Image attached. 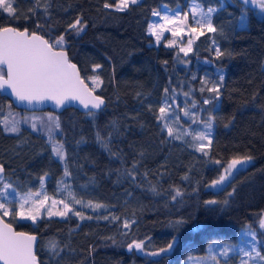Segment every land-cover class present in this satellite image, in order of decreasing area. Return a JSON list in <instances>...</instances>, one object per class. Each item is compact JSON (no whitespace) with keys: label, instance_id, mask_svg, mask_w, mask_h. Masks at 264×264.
<instances>
[{"label":"trees","instance_id":"obj_1","mask_svg":"<svg viewBox=\"0 0 264 264\" xmlns=\"http://www.w3.org/2000/svg\"><path fill=\"white\" fill-rule=\"evenodd\" d=\"M190 1L137 0L119 11L106 9V0H40L47 7L33 15L28 9L36 8L34 0H14L18 16L0 11V26L27 28L50 43L63 35L70 61L105 100L100 109L70 106L54 111L60 125L54 137L66 152L60 160L42 130L22 124L18 132L5 130L6 111L26 109L0 94L3 182L25 194L41 187L43 177L44 190L73 209L67 216L41 215L33 222L19 218L15 205H7L8 222L38 235L40 264H182L188 257L209 255V245L237 243L246 228L256 233L264 256V229L259 226L264 218V16L241 0H195L203 8L217 9L212 15L217 31L205 29L194 39L184 57L188 64L182 65L176 48L155 45L147 26L160 4L180 5L186 11ZM78 17L83 31L69 30ZM215 47L224 55L217 57ZM95 65L101 67L94 70ZM219 71L224 76L219 99L205 105L203 101L215 95L207 88L217 82ZM93 76L103 81L100 87H94L89 79ZM205 79L210 83L202 84ZM166 95L174 105L166 118L174 136L188 127L181 139L168 136L157 119ZM210 115L215 120L205 155L193 147L192 138L196 126ZM244 156L252 157L247 166L223 186L208 187L224 162ZM65 167L70 176L64 175ZM176 189L182 195L173 200ZM69 192L83 203L75 204ZM209 200L217 203L208 205ZM89 201L104 207H87ZM180 219L184 223L174 227ZM125 220L130 228L124 227ZM173 236L178 243L169 252L148 254L165 247ZM132 240H144L143 250H129ZM230 258L220 257L219 264H234L237 258Z\"/></svg>","mask_w":264,"mask_h":264},{"label":"snow or ice","instance_id":"obj_2","mask_svg":"<svg viewBox=\"0 0 264 264\" xmlns=\"http://www.w3.org/2000/svg\"><path fill=\"white\" fill-rule=\"evenodd\" d=\"M36 8L28 9L30 14H35L37 8L45 7L46 5H41L40 0H34ZM137 0H117L115 4L108 3L107 0L104 4L106 9H115L119 11H124L130 7V5H135ZM244 5L251 3L253 6H258V8L264 12V0H242ZM223 6V5H222ZM0 11L12 15L18 16L19 12L17 7L14 6V0H0ZM192 13L193 24L196 26H190L188 29L189 39L187 40L186 46H181L179 51L185 56L192 51V45L194 39H199L200 36L205 34V29L208 32H216L217 29L213 26L212 15L217 11L214 7H208L206 11L199 10V6L190 9ZM153 15L159 16V13H153ZM27 19L28 17L25 16ZM246 17L241 16V24H243ZM163 23L149 25V31L155 35L156 42H159L161 35L164 31L168 30V25H172V36H182L184 34L183 30H178V24H185L188 21V13H185L181 18L178 11H173L172 15L165 14L162 17ZM39 27V25H37ZM85 25L82 23L81 18H77L73 23L68 25L69 30L73 31H83ZM65 37L63 35L54 39L52 43L45 39L44 36L38 35L36 32H29L27 28L23 31L18 28L11 26H0V66L6 65V78L2 70H0V91L11 90V94L21 102H39L44 100H54L58 105L64 104L67 100H79L85 108L100 109L102 105L105 104V100L101 96L94 95V89H89L84 80L80 78L79 70L77 66L71 63L68 59L67 52L64 50ZM215 43V42H213ZM176 44L175 40H170L168 46H174ZM215 55L220 57L224 55L219 47L214 48ZM100 65H95V69H99ZM92 80L94 87L98 88L103 83L98 76H93L89 78ZM224 76L221 74L218 76L217 82L213 83L211 87L207 88L209 93H214L211 99H205L203 103L205 105L213 104V101L219 99L220 96V84L223 82ZM210 81L205 79L202 84H208ZM165 93H168L166 88ZM201 92L205 91L204 87H201ZM185 96L188 93H184ZM214 106V105H213ZM174 105L168 103L167 95L164 100L163 106L159 107V115L157 119L163 122V129L167 130V135L174 137V139H181L180 134L174 136V129L169 126L167 122L168 111L173 108ZM178 107V106H176ZM91 114V113H90ZM185 115H189V110H184ZM195 115L194 113L192 114ZM38 118H33L32 128H37V123L35 120ZM43 123V118H39ZM178 119V117H177ZM215 116L210 115L207 121H200L204 124V130L200 131L192 139L194 141L193 147L197 151L207 155L206 149L212 144L211 129L213 127V121ZM5 130L8 132H18V122L14 119L9 122L7 117L4 118ZM49 132L53 128L58 129L60 127L58 122V117H52L51 115L47 118V125ZM187 135V133H185ZM98 139H101L98 133ZM51 140V135L49 136ZM103 143V140H101ZM107 146V145H105ZM52 152L55 157L60 160H64L66 157V152L64 145L59 142L51 143ZM251 156H244L240 158H233L228 163L227 167L224 169L226 175H231V170L235 169L237 165H243L251 161ZM216 163H220L216 161ZM5 172L4 165L0 163V261L4 264H39V261L34 253V244L37 240L35 235H30L28 233L16 232L13 230L10 224L4 222V217L10 215V210L7 207L6 202H18L19 211L15 214L21 218H27L35 222L38 215L49 202V197L44 196L43 199H34V197H39L41 194L37 193H27L24 195H19L13 188L12 184L3 182V174ZM47 175V174H45ZM65 176H70L71 173L65 167ZM43 177H41V187H43ZM226 179L225 175L220 176L218 180L212 182V186H217L224 182ZM67 187V186H65ZM182 193L179 189L175 190V195L172 199L175 200ZM231 195V194H229ZM68 196L72 199L75 204H82L81 200L75 199V197L68 193ZM30 201L35 204L34 208H29L27 213L25 212V205ZM208 205L216 204L217 201L209 200L205 202ZM227 203V201H225ZM63 205L62 210L57 209V205ZM87 207L102 208L101 204L93 205L91 201L88 202ZM15 211V210H13ZM48 216H67L69 212L73 211L70 203H66L64 200H51V207L46 209ZM76 216L80 217L81 220L85 219V216L76 211L74 213ZM91 219V217H88ZM107 219V217H105ZM116 219H119L118 217ZM131 223H134L132 221ZM184 223L183 219L173 222L174 227H179ZM260 228L264 229V218L260 219ZM124 227L130 228V222L125 220ZM247 236L252 237L255 240L256 233L249 229L246 233ZM178 243L177 236H173L172 240L165 246L158 250L148 253L151 256H161L169 252L174 245ZM251 244L250 250L247 248H236L231 245H222L218 251H212L213 246L209 245V256L211 264H219L218 258H228L229 254L235 251H239L244 256L252 258L253 255L259 257L264 261V256L256 250L255 244L249 241ZM145 245L144 240H132L131 243L127 245L129 250L135 248L137 250H143ZM55 249V245L51 246ZM191 259V258H190Z\"/></svg>","mask_w":264,"mask_h":264},{"label":"rangeland","instance_id":"obj_3","mask_svg":"<svg viewBox=\"0 0 264 264\" xmlns=\"http://www.w3.org/2000/svg\"><path fill=\"white\" fill-rule=\"evenodd\" d=\"M241 2H242V0H241ZM197 6H199V10H202V11H206L207 8H208V7L207 8H203L195 0H191L190 1V3L188 5L186 11H183L181 9L180 5H177L175 7H169V6L165 5V4H160V6L158 8L152 10L151 16H150V19H149V22H148L147 31H148V33H150L152 35L153 43L155 45H157L159 43H163L165 46H168V42L170 40H175L176 41V44L174 46H171V47H175L176 48L178 62L180 64H182V65H187L188 64V61H185V59H184L185 55L179 51V48L181 46H186L187 45V40L190 38L189 35H188V29H189V27L190 26H196V25L193 24L192 13H191L190 9L193 8V7H197ZM246 7H251L253 9H255L258 14L264 16V12H262L258 8V6H253L251 3H249ZM173 11H178L181 18L184 16L185 13H188V21L185 24H178L176 26L178 30H183L184 34L182 36L173 37L172 34H171L172 33V27L173 26L172 25H168V30L167 31H164L162 33V35H161L160 41L159 42H156L155 35H153L149 31V25L163 23V20H162L163 15L168 14V15L171 16ZM153 13H159L160 15L159 16H156V15H153ZM219 75H221V71H219ZM187 96L190 97L191 95H187ZM9 112L10 113H8V110L6 111V113L4 114V117H3V121H4V118L7 117V119H8L9 122H11L13 119L15 121H17L18 122V126L22 124V125H26V126H29V127L32 128L31 125L34 122L33 118H38V119L35 120V122L37 123V128L35 130H42L45 133V136H47L48 139H49V136L51 135L52 139L51 140L49 139V141L51 143L52 142H59L54 137L55 136V131H57V129L53 128V130L50 133L49 132V128L46 126L47 125V118H48L49 115H51L52 117H57L55 115L56 113L54 111L49 110V109H43V110H23V111H20L18 109H14V110H10ZM203 116H206V115H203ZM39 118H43V123L41 122V120ZM187 130H188V127L185 126V127L179 128L178 129V133L183 134V133L187 132ZM203 130H204V124H201L199 126H196L194 136L197 135L198 132L203 131ZM230 161L231 160L226 161V162L223 163V165L221 167V173L218 176V178L215 179V180H218L220 178V176L225 175L226 176L225 181L222 182L221 184L217 185V186H212V182L214 181L213 180V181H211L208 184V187L213 188V189H217V188L223 186L225 184V182H227L231 178V176L238 169L247 166L252 161V159H251V161H249V162H247V163H245L243 165H237V167L235 169H232L231 170V175H226L224 169L227 167V165H228V163ZM37 192H39L41 195L39 197H34V199H43L44 196L49 197L48 204H46L45 207L43 209H41V211H40V213L38 215V218H39L41 215H47L46 209L49 208V207H51V200L52 199H56L58 201L61 200V199H60V197H56V196H54L52 194L47 193L44 190L43 187H39L37 190H35L33 192H28V193H37ZM25 194H27V193H25ZM19 195H24V194H19ZM6 203H7L8 206L15 205L16 206V209H17L16 211H19V204H18V202H11V201H9V202H6ZM34 207H35L34 202L33 201H30L28 204L25 205V212L27 213V211H28L29 208H34ZM62 209H63V205H59L58 204L57 205V209H54V211L55 210H62ZM19 218H21V217H19ZM23 219H27V218H23ZM248 230H249V228H246L245 230H242V232L240 233V237L238 239V242L235 243V244H233V245L231 244V246H235L237 249L240 248V247H243V248H247V249L250 250L251 244L249 243V241H252L255 244L256 250L258 251L257 240L255 239L253 241L252 240V237H249V236L246 235V233H247ZM224 245H227V244H224ZM219 248L213 247L212 251H218ZM232 253L229 254L228 260L231 259L230 257H232V258L233 257H236L237 259H236V262H234V264H260L259 261L257 260V258L255 257V255L252 256L253 257V260L251 261V260H248L249 258L246 257V256H244L239 251H235V252H232ZM234 253H237L238 256L234 255ZM182 264H211V260H210V256L209 255H207L206 257L191 256V257H188L186 260H184Z\"/></svg>","mask_w":264,"mask_h":264},{"label":"water","instance_id":"obj_4","mask_svg":"<svg viewBox=\"0 0 264 264\" xmlns=\"http://www.w3.org/2000/svg\"><path fill=\"white\" fill-rule=\"evenodd\" d=\"M4 26H11V27H14L13 25H4ZM15 28H18V27H15ZM19 30L23 31L25 28L23 29H20L18 28ZM30 32V31H29ZM31 33V32H30ZM37 33V32H36ZM38 35H41L39 33H37ZM43 36V35H41ZM45 38V37H44ZM46 39V38H45ZM64 50L67 52V50L64 48ZM67 56H68V53H67ZM69 59V57H68ZM70 61V59H69ZM71 63L75 64L74 62L70 61ZM76 65V64H75ZM77 66V65H76ZM4 69V75H5V78H6V65L4 66H0ZM78 69V67H77ZM79 70V69H78ZM79 75H80V78L83 79V77L81 76L80 72H79ZM84 80V79H83ZM84 83L85 85L89 88V89H92L89 84L84 80ZM0 94L8 97L10 99V101L12 102V104L17 107V108H23V109H26V110H43V109H50V110H53V111H57V112H60L62 111L64 108L66 107H70V106H73V107H76L77 109L81 110V111H86L88 110L91 106H89V108H85L84 105L79 101V100H67L64 102V104L62 105H58L54 100H44V101H39V102H32V103H28V102H21L19 101L14 94H11V90L8 89L7 91H0ZM94 95L95 92H94ZM4 175H5V172L3 174V179H4ZM4 219V222L7 223V224H10L13 228L14 231L16 232H23V233H28L30 235H35L37 237V240L34 244V253L39 261V258H38V255L36 254V247H37V243H38V235L35 234V233H31V232H28V231H25V230H20V229H16L14 227V225L10 222H8L5 218ZM0 264H4L3 261H0ZM40 264V262H39Z\"/></svg>","mask_w":264,"mask_h":264},{"label":"flooded vegetation","instance_id":"obj_5","mask_svg":"<svg viewBox=\"0 0 264 264\" xmlns=\"http://www.w3.org/2000/svg\"><path fill=\"white\" fill-rule=\"evenodd\" d=\"M1 70L3 71V73H4V69L1 67Z\"/></svg>","mask_w":264,"mask_h":264},{"label":"bare ground","instance_id":"obj_6","mask_svg":"<svg viewBox=\"0 0 264 264\" xmlns=\"http://www.w3.org/2000/svg\"><path fill=\"white\" fill-rule=\"evenodd\" d=\"M30 31V30H29ZM31 32V31H30Z\"/></svg>","mask_w":264,"mask_h":264}]
</instances>
